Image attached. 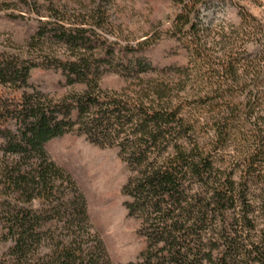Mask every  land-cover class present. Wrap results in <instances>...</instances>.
<instances>
[{
	"label": "trees",
	"instance_id": "16d2710c",
	"mask_svg": "<svg viewBox=\"0 0 264 264\" xmlns=\"http://www.w3.org/2000/svg\"><path fill=\"white\" fill-rule=\"evenodd\" d=\"M208 1L173 0L178 12L162 35L121 48L135 57L165 39L181 44L188 61L171 86L103 91L108 57L91 47L102 16H67L51 3L46 15L35 9L36 31L17 55L0 52V239L10 244L0 264H111L84 197L44 149L71 132L117 149L131 172L123 207L145 248L127 264H264V50L209 55L197 23ZM234 4L260 35L261 23ZM34 68L81 91L49 98L29 83ZM132 70L144 73L139 60Z\"/></svg>",
	"mask_w": 264,
	"mask_h": 264
},
{
	"label": "rangeland",
	"instance_id": "374dc122",
	"mask_svg": "<svg viewBox=\"0 0 264 264\" xmlns=\"http://www.w3.org/2000/svg\"><path fill=\"white\" fill-rule=\"evenodd\" d=\"M49 3L67 16H102L105 26L98 32L102 40L92 42L91 47L94 54L108 57V64L99 71L103 91L128 95L160 83L171 86L177 79L173 70L188 61L182 45L174 40H162L135 57L122 50L162 35L178 12L173 0H0V52L17 55L12 48H22L36 31L39 17L35 9L39 15H46L44 8ZM234 3L236 0H209L199 9L202 43L208 54L217 58L236 52L248 59L260 57L264 50V0H239L238 4L261 23L260 35H255L250 21L241 25L240 9ZM136 60L144 69L137 76L132 70ZM29 83L54 100L81 91L79 86H66L60 72L52 69H32ZM188 88L183 91L187 93ZM176 93L174 87L173 95ZM44 149L84 197L90 233L101 241L111 264L135 262L145 243L137 234L138 222L129 218L123 207L127 198L122 187L131 172L119 159L117 149H100L75 132L47 142ZM30 207L42 209L40 201ZM1 233L0 229V237ZM9 246L0 239V256Z\"/></svg>",
	"mask_w": 264,
	"mask_h": 264
}]
</instances>
